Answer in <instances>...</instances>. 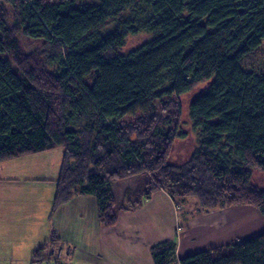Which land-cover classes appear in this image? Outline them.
<instances>
[{
  "label": "trees",
  "instance_id": "1",
  "mask_svg": "<svg viewBox=\"0 0 264 264\" xmlns=\"http://www.w3.org/2000/svg\"><path fill=\"white\" fill-rule=\"evenodd\" d=\"M263 43L264 0H0V162L62 148L54 210L93 195L103 226L121 210L114 182L143 174L122 210L165 192L176 207L196 198L194 215L251 206L264 216L253 177L264 175V73L240 65ZM201 83L194 148L172 164L186 137L182 97ZM176 244L153 246L155 264H174ZM180 264H264V232Z\"/></svg>",
  "mask_w": 264,
  "mask_h": 264
},
{
  "label": "crops",
  "instance_id": "2",
  "mask_svg": "<svg viewBox=\"0 0 264 264\" xmlns=\"http://www.w3.org/2000/svg\"><path fill=\"white\" fill-rule=\"evenodd\" d=\"M58 177H52L53 183L46 178H28L30 183L48 182L54 185L43 190L44 187L33 184L40 191L38 198L44 203V209L38 213L41 226L38 230L26 226L27 245L17 241L14 256L0 259V264H34V260H38L36 254L39 249L51 246L52 240L60 244L64 242L72 249L73 253L66 259V264H155L152 247L174 239L177 240V261L174 264H180V260L187 255L229 244L236 237L250 238L264 232V219L254 229L249 219L253 216L252 212L247 219L243 214L246 211L235 207L205 215L189 216L183 212V219H179L175 202L165 192L155 194L138 208L117 210L115 226H103L93 195H76L54 210ZM22 180H2V184L8 183L5 189L10 192V197L6 199L3 195L1 201L6 204L5 208L10 214L16 212L20 215L27 210L24 207L27 198L24 196L30 195L31 191L25 192V189L17 186ZM25 181L29 183L27 178ZM6 214H9L8 211H4V215L0 213V222H4ZM4 242L0 248L5 246ZM52 249L42 250L39 256H48Z\"/></svg>",
  "mask_w": 264,
  "mask_h": 264
},
{
  "label": "rangeland",
  "instance_id": "3",
  "mask_svg": "<svg viewBox=\"0 0 264 264\" xmlns=\"http://www.w3.org/2000/svg\"><path fill=\"white\" fill-rule=\"evenodd\" d=\"M149 36L145 33H141L139 35L130 36V38L127 40L126 45L124 46V50L126 52L131 51V49L137 48L141 45L142 42L147 40ZM23 44L27 50H30L34 47H36V43L26 40L25 38L21 37ZM242 69H245L247 71H253L257 73H264V43L260 46V48L254 52V54L247 55L243 57L240 63ZM208 83H201L199 86L194 88L191 92L184 95L182 97L183 101V112L184 115L182 117V124H183V132H185L186 137L184 139L179 138L174 144V150L171 155V163L172 164H180L185 162L187 159H189V156L191 154L192 149L194 148L195 140H196V134L193 129V123H191V120L189 118V106L193 102L195 98H197L201 93L205 92V90L208 88ZM64 151L62 148H57L53 150H47L44 153H35L34 155H25L20 158L12 159V160H6L0 162V213L4 215V211H8V215H5L4 222H0V244L3 243L5 246L0 248V259H5L6 257H12L14 256V249L16 245L18 244L17 241H21L23 243H26L25 235L27 233L26 226L28 228L30 227H36L35 230H38L41 226V220H39V215L41 209L43 208V201L39 199L40 191L38 188H36L35 185H40L41 187H44L43 190H46L47 186H54L50 183H53L52 177H55V179L58 177V172H60L61 166H62V160H63ZM61 162V163H60ZM35 174H43V175H35ZM144 177L143 175H139L136 177H130L125 178L124 180H119L114 182L112 191L116 195V205L119 209L122 210L124 206H126L128 203H131L134 201V194L127 195L126 191H133L137 187V181L140 178ZM254 183L258 186L264 189V175L261 173H255L254 174ZM8 178H17V179H23L21 184H18L17 186L25 189V192L30 190V195H25L24 197L27 198L26 205L24 206L27 210L25 213H22L20 215L15 213H11L9 210H6V204H2L1 197L3 195L6 199H9V194L5 188L8 187V183L2 184V180L8 179ZM27 178L28 182L25 181ZM36 179V178H46L50 179L48 182L50 183H30L29 179ZM2 184V185H1ZM35 184V185H33ZM32 186V187H29ZM4 187V188H3ZM33 188V189H30ZM5 190V192L3 191ZM21 193V192H20ZM24 193V192H23ZM184 206H182L181 203L178 204V207L176 208L177 215L179 216V219H183L184 216V210L186 213L189 214V216H193L194 214H197V210L199 208V201H197L196 198H190ZM128 206V205H127ZM141 206V205H140ZM228 208V207H227ZM226 208V209H227ZM233 208V207H229ZM236 209L241 208L242 211H246L244 216L248 219V215L251 213L250 220L252 221L253 228L255 229L256 225H259L261 223V220L264 219V216L255 208L248 207V206H238L235 207ZM224 210V209H222ZM214 212V211H211ZM29 234V233H28ZM30 236V235H29ZM241 239L236 237L235 240H232L230 242H238ZM176 240V239H175ZM177 241V240H176ZM63 246L65 255V258L71 256L70 254V246L64 242H61L58 246ZM224 246V245H223ZM214 249V248H211ZM209 250V249H208ZM42 260V257H38V261ZM36 264V263H35Z\"/></svg>",
  "mask_w": 264,
  "mask_h": 264
},
{
  "label": "built area",
  "instance_id": "4",
  "mask_svg": "<svg viewBox=\"0 0 264 264\" xmlns=\"http://www.w3.org/2000/svg\"><path fill=\"white\" fill-rule=\"evenodd\" d=\"M64 248L62 245L61 246H57V248L55 250H53V254L50 256H46L44 257L42 260H39L36 262V264H66L65 261L67 259V257L64 260V256L65 252H64ZM70 249V254H72V249Z\"/></svg>",
  "mask_w": 264,
  "mask_h": 264
}]
</instances>
